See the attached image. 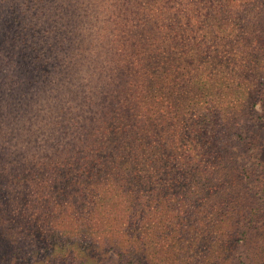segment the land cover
Masks as SVG:
<instances>
[{
	"label": "trees",
	"instance_id": "1",
	"mask_svg": "<svg viewBox=\"0 0 264 264\" xmlns=\"http://www.w3.org/2000/svg\"><path fill=\"white\" fill-rule=\"evenodd\" d=\"M180 1L186 8L173 12L172 4L175 0H153L154 6L151 8L143 6L142 3L137 5L134 3L135 0H119L122 9L129 10L132 15H136L134 19L146 14V17L154 22L155 19L169 20L171 16H174L180 23L178 34H182L176 36L185 38L187 32L195 30L194 24L203 23L199 6L210 3V0ZM222 1L225 4V0ZM47 3L50 2L48 0H0V68L4 66L5 60L15 63L29 85L43 80L52 69L61 63L56 56V50L62 48L58 44L59 38H63L62 35H59L61 27L56 25L55 28H51L55 38H50L47 35L49 28L40 21L41 16H44V19L49 18L45 10ZM224 14H229V12L223 10ZM128 17V15H120V23L116 25V29L112 30L115 37L104 42L112 46L106 45L107 53L112 50L113 46L122 42L121 37L126 30V23L130 21ZM215 21L217 20L215 19L213 22ZM229 31L227 21H224L222 25H209L206 33L209 36L217 34L216 37L222 35L223 40L228 38L226 44H230L233 49V38H231L233 32ZM170 36L171 32H162L161 41L166 45L167 50L164 52H169L172 47ZM74 40L75 38L71 36L70 41L76 47L83 44L82 40L80 44H74ZM106 46H101V48L106 49ZM71 47L73 48L68 45L65 50L67 51ZM239 47L241 48V46ZM125 51L124 56L128 61L112 56L113 64L118 60L134 66L128 65L124 73L110 68L107 80L100 84L91 96L87 95V99H84L83 96L81 99L79 96V93L84 95L83 87L74 91L71 97H74L80 104L77 108H67L60 112L58 127L55 129V133L45 140L43 146L39 144L38 139H35L28 141L32 147L26 149H21L13 144H10L5 150L0 149V213L7 210L13 214L21 210L22 214L18 215L20 220L26 215L25 210L31 209L28 204L31 195L29 179L40 177L44 179V176L39 173L47 170L37 166L38 163H33V156L28 160L26 155L32 153L33 150H41L43 147L42 151L47 152L45 155H49V157H43L44 159L59 160L54 168L57 174L53 180V187L60 185L62 192L65 191L58 199L56 209H53V206L48 202L46 213L61 211L64 205L63 201L71 203L83 192L85 197L90 195L95 199L98 208L103 207L109 210L107 216L117 223L115 235L122 233L125 240L114 243L109 248L106 241L97 242L96 239L99 235L91 233L90 229L83 236L78 234L74 238H70L71 247L80 249V253H83L85 252L84 241L93 240L95 249L99 251L97 253L101 252L99 256H106V258H97L96 262L114 260V257L108 254L112 251L119 257V264H148L146 257L151 252L158 250L159 242L156 233L162 231L163 238L175 246L176 256L181 264H186L185 257L196 252L200 246L206 243L205 234L184 219L189 214L186 211L188 202L184 201L180 205L181 201H174L179 206L176 207L169 221L164 220L167 217L166 210L168 208L173 210L170 200H163L166 201L164 202L166 205L163 206L164 215H162L159 209L163 202L155 197L145 198L142 190L138 187L141 188L147 175L149 178H154L158 171L157 169L147 170L145 169L146 165L152 164L157 168L161 162L165 165L173 161L178 166V174L173 173L170 175V179H160L159 181H166L169 184L182 183L188 186V190L195 183V177L199 175L197 170L205 156L211 159L213 165L219 169L216 171V175L222 172L226 175L227 183H231L226 185L228 186L226 189L235 187L237 181L243 185L242 178L237 180L231 176L232 168L229 170L224 168L229 165V161L226 162L221 157L220 150L211 145V141H207L205 128L197 127V121L187 126L188 130L178 128L179 124L183 122L181 117L186 115L185 110H182L181 115L178 113L179 108H176L177 104L183 101V92L186 101L183 107L187 106L188 110L186 111L193 115L196 114L193 111L201 112V102L208 101V97L213 99L215 94L219 97L222 95L220 92L214 91L212 94L208 93L210 96L206 97V91L214 87L207 84L211 80L204 81L203 76L200 75H196L197 78L188 76L183 61L177 60V63H172L173 59H170L169 56L164 60V55L160 52L151 54L148 51L150 55L144 56L147 50L143 52L134 50L130 55L127 49ZM108 56L111 57V55ZM258 68L264 72L263 63ZM160 79L161 84L158 83ZM159 86H161L160 89ZM188 88L195 91L193 96L186 92ZM80 100L83 102L81 103ZM210 108L214 112V104ZM219 116L222 117L218 121ZM227 117H229L227 109L221 107L217 116L214 113V121L210 119V114H205L203 118L197 120L204 125L213 123L217 126L218 122H227ZM178 129L183 134L180 130L178 132ZM182 140L188 141L184 144L188 150H182L180 153L178 149L181 148ZM0 147L4 148L2 145ZM127 151L131 154V160L123 158ZM80 153L87 154L85 157L88 164L85 170H82V166L80 168L77 158ZM161 153L164 155L161 156ZM143 156L149 157L143 161ZM96 157L106 158L104 164H100V159H96ZM48 167L50 170L53 168L49 165ZM101 167H108L107 177L103 179L100 172ZM77 174L82 175L78 177ZM202 178L204 179V176ZM196 183L198 182L196 181ZM70 185L78 186V188L73 194L67 196L66 187ZM198 185L201 186L199 183ZM38 194L41 198L42 193ZM247 204L239 203L229 214L230 216H226L220 222V225H224L228 231V233H223L227 242L224 244V250L228 255L233 251L237 253L243 248L249 250V247L256 242L264 243L263 239L253 240L249 237L250 228L255 223L253 219L262 215V212L259 208H255L257 206ZM74 207L70 206L69 208L73 210ZM242 208H247L251 212L247 213ZM95 209L94 207L91 213ZM198 209L201 215H207V210H203L201 206ZM84 219H77V221H84ZM88 219L89 223L94 221L91 217ZM16 222L15 219L8 223L0 220V236H4L3 228L7 227L8 230H12ZM56 228L57 226L53 224L51 237L61 236L59 229ZM170 244L168 246L172 248L173 246ZM3 252L4 249H1L0 253ZM195 257H198V254ZM87 259L89 260L86 263H90L94 262L96 258ZM203 261L206 260L198 259L191 264ZM229 261L227 259L221 264H236ZM212 264L218 263L213 262Z\"/></svg>",
	"mask_w": 264,
	"mask_h": 264
},
{
	"label": "rangeland",
	"instance_id": "2",
	"mask_svg": "<svg viewBox=\"0 0 264 264\" xmlns=\"http://www.w3.org/2000/svg\"><path fill=\"white\" fill-rule=\"evenodd\" d=\"M48 1L50 3H47V6L56 3V0ZM212 1L202 3L203 5L199 6L203 23L200 25L194 24L196 26L195 30L187 32L185 38L176 36L182 34H178L180 23L174 16H171L169 20L155 19L152 22V19L146 17V14L134 19L136 15H132L129 10L121 8L120 15H128L130 21L126 23V30L121 37L122 42L113 46L107 54L111 55L110 58L115 56L117 59L121 57L127 60V57L124 56L126 49L129 55L134 50L140 52L147 50L144 56L150 55L149 52L151 54L160 52L164 55V60L169 56L170 59H173L172 63H177V60L179 62L183 61L188 76L197 78L196 75H200L203 76L204 81L210 79L211 82L207 84L214 87L206 91V97L210 96L208 93L212 94L214 91L221 93L222 97L215 94L213 99L208 97V101L201 102V112L198 113L192 110L196 113L193 115L186 111L188 110L187 106L183 107L186 102L183 92V101L178 103L176 108H179L178 113L180 114L182 110H185L186 115L181 117L183 122L179 124L178 128L187 129V126L195 121H197V127L205 128L207 141H211V145L220 150L221 157L226 162L229 161V165L224 168L226 170L232 168L231 176L237 180L242 178L243 185L237 181L235 187L227 188L229 191H226V187H228L226 185L231 183H227L224 172L216 175V171L219 169L213 165L211 159L205 156L197 170L199 175L195 177V180L201 186L195 181L187 190L188 186L182 183L169 184L166 181H159L160 179H170V175L173 173L178 174V166L171 161L165 165L161 162L157 168L153 167L152 164L146 165L145 169L151 171L157 169L158 171L154 178H149L145 174L147 176L144 178V184L141 188L140 186L138 188L142 190L145 198L155 197L163 202L159 209L162 215H164L163 206L166 205V203L164 204L166 201L163 200H170L173 210L171 208L166 210L167 217L164 220L169 221L176 207L179 206L174 201H181L180 205L184 201L188 202L186 211L189 214L184 219L205 234L206 243L200 246L196 252L185 257L186 264H191L198 259L206 260L198 264H212L213 262L221 264L227 259L230 260L229 262L236 264H264V243L261 241L251 245L249 250L243 248L237 253L233 251L228 255L224 250V244L227 242L223 237V233H228V231L224 225H220V222L226 216H230L229 214L234 211L236 205L239 203L248 205L247 203H250L252 206H257L255 208H259L262 215L253 219L255 223L250 228L249 237L253 240H264V72L258 68L261 63L264 64V0H225L226 5L222 0H215L214 3H211ZM152 2L153 0H135L134 3L137 5L142 3L143 6L151 8L154 6ZM181 8H186L184 3L175 0L172 4L173 12H177ZM223 10H226L229 14L223 15ZM54 16L55 13H53ZM53 17L44 19V16H41L40 19L49 28L47 35L50 38L54 37V31L51 28H55L57 25V21ZM214 18L217 21L213 22ZM224 21H227L229 30L233 32L231 35L233 49H231L230 44H226L228 38L223 40L222 35L216 37L217 34L209 36L206 33L209 25H222ZM163 31L171 32L170 43L172 47L169 52H164L166 45L162 44L161 41ZM60 32L59 35H62L63 38H59L58 44L62 48L56 51L67 54L72 47L67 51L65 50L66 47L68 45L74 46L70 41L71 35H69L67 27L61 28ZM106 45L112 47L109 43H103L100 47ZM104 50L107 52V46ZM128 65L134 66L117 60L111 68L124 73ZM161 79L158 80L160 84L162 83ZM158 88L160 89L161 86ZM186 92H189L190 96L195 94V91L190 88ZM79 96L87 99L85 93L84 95L79 93ZM70 100L72 103L67 108H77L80 104L74 97H71ZM80 101L83 102V100ZM212 104L215 106L214 112L210 108ZM221 107L226 108L228 111L227 122H218L216 126L213 123L204 125L197 120L203 118L205 114H210V119L214 121V113L217 116ZM196 111L198 110L196 109ZM221 117L219 116L217 120L219 121ZM180 132L183 134L181 130ZM187 140H182L181 148L178 149L180 153L182 150H188L187 146H184L188 142ZM10 144H12L11 137L7 140L0 137V145L4 147H0V149L5 150ZM51 150L53 149L51 148ZM45 153L47 152L33 150L32 153L26 155L28 160L29 157L32 158L33 156L32 162L38 163L37 166L44 167L47 170L39 173L44 176V179H41V177L29 179L31 195L28 204H30L31 209L25 210L26 215L20 220L18 215L22 214L21 210L13 214H10L7 210L6 212L2 211L4 212L2 214L0 213V220L4 222L8 223L13 219L17 221L14 229L3 228L4 236H0V250L4 249V252L0 253V264H119V257L112 251L108 254L113 256L114 260L111 262H96L97 258H106V256H99L101 252L97 253L99 251L95 249L93 240L84 241L83 248H85V252L83 253H80V249H74L70 246V238H74L78 234L83 236L90 229L91 233L99 235L96 239L97 242L103 243L106 241L109 248L114 243L121 240L125 241L122 233L115 235L117 223L107 216L109 210L103 207L98 208L95 199L90 195L85 197L82 192L71 203L63 201L64 205L61 211L46 213L48 202L53 206V209H56L58 199L65 191L62 192L60 185L53 187V180L55 174H57L54 168L59 160L44 159L43 157H49ZM85 155L87 154L80 153L77 155L82 170H85L88 164ZM160 155L163 156L164 153ZM130 157L131 154L128 151L124 153V159L131 160ZM148 157L143 156V161ZM97 158L100 159V164H104L106 158ZM48 165L53 167L52 170L49 169ZM107 171L108 167H101L102 179L107 177ZM81 175L77 174L78 177ZM77 188L78 186L75 185L74 187L72 185L67 186V196L73 194ZM40 192L42 193L41 198L38 194ZM70 206L75 207L72 210V208H69ZM200 206L203 210H207V215H201L198 212ZM94 207L96 209L91 213ZM238 208L240 209V207ZM242 210H246L247 213L251 212L247 208H242ZM60 216L61 219L58 220ZM88 217H91L94 221L89 223ZM83 218H85L84 221H77V219ZM53 224L57 226L61 236L51 237ZM156 234L159 242L158 250L151 252L146 257L147 263L181 264L176 256L175 246L163 238L162 231H158ZM59 243L63 244L59 246ZM168 244L173 247L170 248ZM261 246L263 247L261 248ZM196 254H198V257H195ZM201 254L202 257H200ZM206 254L208 256L205 257ZM90 257H95V261L86 263L89 260L87 258Z\"/></svg>",
	"mask_w": 264,
	"mask_h": 264
},
{
	"label": "clouds",
	"instance_id": "3",
	"mask_svg": "<svg viewBox=\"0 0 264 264\" xmlns=\"http://www.w3.org/2000/svg\"><path fill=\"white\" fill-rule=\"evenodd\" d=\"M120 9L119 0H56L47 6L48 17L55 13L57 26L67 27L74 44H83L67 54L57 51L60 65L33 85L5 60L0 68V137H11L21 149L32 147L28 141L35 139L43 146L58 127L60 112L72 103V93L83 87L91 96L107 80L113 60L100 45L114 37Z\"/></svg>",
	"mask_w": 264,
	"mask_h": 264
}]
</instances>
